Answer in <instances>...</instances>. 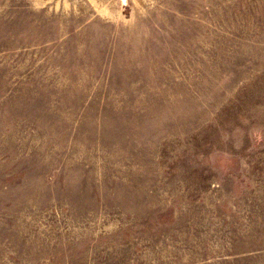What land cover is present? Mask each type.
Here are the masks:
<instances>
[{
  "label": "rangeland",
  "instance_id": "rangeland-1",
  "mask_svg": "<svg viewBox=\"0 0 264 264\" xmlns=\"http://www.w3.org/2000/svg\"><path fill=\"white\" fill-rule=\"evenodd\" d=\"M0 264H264V0H0Z\"/></svg>",
  "mask_w": 264,
  "mask_h": 264
}]
</instances>
